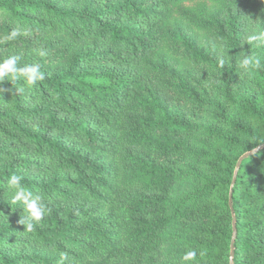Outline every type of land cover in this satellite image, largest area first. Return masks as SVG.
I'll use <instances>...</instances> for the list:
<instances>
[{
  "label": "trees",
  "instance_id": "1",
  "mask_svg": "<svg viewBox=\"0 0 264 264\" xmlns=\"http://www.w3.org/2000/svg\"><path fill=\"white\" fill-rule=\"evenodd\" d=\"M13 29L45 79L0 82V264H264V0H0Z\"/></svg>",
  "mask_w": 264,
  "mask_h": 264
},
{
  "label": "clouds",
  "instance_id": "2",
  "mask_svg": "<svg viewBox=\"0 0 264 264\" xmlns=\"http://www.w3.org/2000/svg\"><path fill=\"white\" fill-rule=\"evenodd\" d=\"M27 35V30L24 31ZM20 33L13 29L7 34L0 37V43L14 41ZM255 45L256 48H264V30H255L247 34L243 43ZM20 57L18 55H9L0 57V82L10 78L11 80L24 79L28 87L37 85L38 82L45 79V73L39 63L27 64L18 67ZM223 66L224 61H220ZM237 67L245 74L253 75L257 71L264 70V64L257 55L243 54L237 58ZM6 190L10 196L12 204L22 205L23 217L20 223L26 224L27 230L32 231L34 223L40 222L46 215L50 214L51 209L45 204V197L34 193L28 186L23 183V177L18 174H11L6 180ZM206 257V251L196 248H189L179 258V264H200V261ZM231 260V257H228Z\"/></svg>",
  "mask_w": 264,
  "mask_h": 264
}]
</instances>
